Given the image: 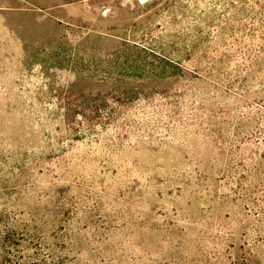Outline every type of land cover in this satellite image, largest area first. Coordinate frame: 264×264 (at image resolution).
I'll return each instance as SVG.
<instances>
[{
	"label": "rangeland",
	"instance_id": "obj_1",
	"mask_svg": "<svg viewBox=\"0 0 264 264\" xmlns=\"http://www.w3.org/2000/svg\"><path fill=\"white\" fill-rule=\"evenodd\" d=\"M0 264H264V0H0Z\"/></svg>",
	"mask_w": 264,
	"mask_h": 264
}]
</instances>
